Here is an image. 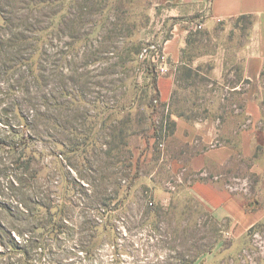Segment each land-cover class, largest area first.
Returning a JSON list of instances; mask_svg holds the SVG:
<instances>
[{"label": "rangeland", "instance_id": "obj_1", "mask_svg": "<svg viewBox=\"0 0 264 264\" xmlns=\"http://www.w3.org/2000/svg\"><path fill=\"white\" fill-rule=\"evenodd\" d=\"M41 1L0 0L7 33L47 28L27 50L0 48V264H180L182 256L193 264H264V220L252 235L233 237L232 221L217 220L187 189L208 177L174 171L166 153L173 147L178 158L181 148L169 141L171 116L230 122L240 114L242 88H229L240 81L236 52L248 20L196 29L199 15L173 16L147 0ZM175 24L188 30L186 46L170 73L169 102L151 106L152 76L132 51L162 46ZM25 54H33L28 67L14 68ZM241 84L248 90V81ZM258 93L263 132L264 69ZM14 100L27 129L11 111ZM25 129L27 146L19 137ZM253 164L235 157L216 181L264 210Z\"/></svg>", "mask_w": 264, "mask_h": 264}, {"label": "crops", "instance_id": "obj_2", "mask_svg": "<svg viewBox=\"0 0 264 264\" xmlns=\"http://www.w3.org/2000/svg\"><path fill=\"white\" fill-rule=\"evenodd\" d=\"M147 1L152 8L169 6V12L173 16L201 15L203 29L207 30L216 24L237 20L242 16L252 18L248 37L236 52V59L242 67L240 81L229 88L230 92L242 88L240 96L243 103L240 114L230 122L212 118L189 121L171 116L173 130L169 141L180 144L177 154L179 159L173 156V147L166 151L174 171L182 169L195 176L199 174L211 179L190 181L187 189L217 220L232 221L231 235L240 237L264 220V210L260 206L248 208L244 204L246 198L243 194L232 193L225 187H220L216 180L221 177L220 172L238 157L253 160L252 171L261 174L264 182V131L259 127L262 114L257 101L264 69V0ZM187 33L185 27L175 24L171 30L172 37L162 43L167 72H156L157 101L162 105L170 100L173 87L170 73L181 62ZM214 65V76L218 80L225 67V58L214 59ZM243 81L249 82L248 90L244 91L241 84ZM258 147L262 151L259 162H256L254 154Z\"/></svg>", "mask_w": 264, "mask_h": 264}, {"label": "trees", "instance_id": "obj_3", "mask_svg": "<svg viewBox=\"0 0 264 264\" xmlns=\"http://www.w3.org/2000/svg\"><path fill=\"white\" fill-rule=\"evenodd\" d=\"M39 4H48V1L47 0L41 1ZM37 7H39V5ZM0 19L3 22V25H0V48H2V49H5V48L8 49V47L12 48L11 46H13V47H18L19 46V48H23V46H25V49L27 50L28 49L27 44H29L30 42L35 43V44L37 42H39L40 35L42 33H44L46 31V29H47L46 27L41 28V29L37 30L35 35L31 34L32 36L31 35L30 36H26L24 34H19V33L17 35H13L11 33H7L8 30H9V26L11 25V23H10L11 19L8 18L6 16V14H4V11H3V9L1 7H0ZM242 20H248V23L246 25H242L241 29H240L241 33H243V35H245V37L247 38L248 37V30L250 29L253 21H252V18L250 16H242V17H239L237 19V21H242ZM15 44H20V45L16 46ZM32 47L34 48V45H31L30 48H32ZM141 50H142V48H140L139 52H138V49H133V51H132L133 56H139ZM32 55L33 54H31V55L30 54H25V56L20 57L19 60H17V64L14 66V68L20 67V66L21 67H28V64L30 63V61L32 59ZM131 61H133V59ZM147 73L152 76L151 77V83H152V87L154 89L153 95L150 97V102H149V105L152 106L153 102L157 101V99H158V90H157V86H156V75L153 72V69H150V68H147ZM10 104H11L10 108H11L12 113H14L15 116H18V118H20V122L23 123V127H25L27 129L28 126H29L27 124V122H26L27 118L24 117V116H20L21 115V109H22L21 106L18 104V102H16V100H14V102H12ZM172 127H173V124H172ZM26 129L22 132V134L19 137H20V140L23 141L21 145H26L27 146V143H28V140H29V135L27 134V132H26L27 130ZM0 144H3V147L5 146L4 143H0ZM21 145L20 144H12V146H9L8 148L10 150H13V151H18L22 147ZM260 150L262 151V148H260ZM254 157H256V156L254 155ZM208 180H211V179L208 178ZM260 226H262L261 223L252 226L247 231L246 235L247 236L252 235L254 232L257 231V229ZM40 229L43 230V228H40ZM211 251H212V248H208L206 250V252H211ZM178 259H179V261H181L180 264L181 263L182 264H193V261L192 262L185 261L184 260V256H182V257H180Z\"/></svg>", "mask_w": 264, "mask_h": 264}, {"label": "built area", "instance_id": "obj_4", "mask_svg": "<svg viewBox=\"0 0 264 264\" xmlns=\"http://www.w3.org/2000/svg\"><path fill=\"white\" fill-rule=\"evenodd\" d=\"M203 23V17L199 15L194 21V26L196 29H202ZM138 59L141 63V70L143 73L147 68L153 69V71L158 74L167 72L166 57L160 44L152 43L142 48Z\"/></svg>", "mask_w": 264, "mask_h": 264}]
</instances>
